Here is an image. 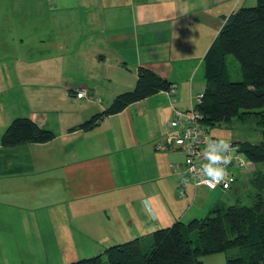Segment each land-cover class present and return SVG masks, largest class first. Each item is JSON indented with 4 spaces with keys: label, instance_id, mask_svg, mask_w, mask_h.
Returning <instances> with one entry per match:
<instances>
[{
    "label": "crops",
    "instance_id": "0c3cea01",
    "mask_svg": "<svg viewBox=\"0 0 264 264\" xmlns=\"http://www.w3.org/2000/svg\"><path fill=\"white\" fill-rule=\"evenodd\" d=\"M255 3L0 0V259L34 264L31 261L77 258L72 236L79 244L105 245L93 255L138 237L147 245L159 228L201 218L216 206L225 208L222 199H230L220 189L187 183L185 195H177L183 154L159 145L172 114L164 90L91 128L79 125L107 108L117 94L131 90L140 65L175 84L173 106L189 108L192 96L204 89L205 79L197 73L203 67L204 78V55L224 16ZM80 35L100 37L90 49H107L111 60L100 52L99 59L90 61V72L73 61L77 45L70 41ZM24 36H33L37 46L27 44ZM95 62L103 68L95 71L99 68V64L94 68ZM128 67L134 71L128 73ZM99 72L103 86L97 88ZM62 83L63 98L50 92L30 99L27 106L16 101L17 91L25 94L32 87L43 92ZM80 88L85 89L84 97L75 95ZM16 104L19 114L11 109ZM18 117L51 130L54 137L39 143L2 144V135ZM199 193L221 195L201 207L195 205ZM87 217L90 221H84ZM78 224L82 228L75 233ZM86 257L90 256L82 258Z\"/></svg>",
    "mask_w": 264,
    "mask_h": 264
},
{
    "label": "trees",
    "instance_id": "16d2710c",
    "mask_svg": "<svg viewBox=\"0 0 264 264\" xmlns=\"http://www.w3.org/2000/svg\"><path fill=\"white\" fill-rule=\"evenodd\" d=\"M231 55L239 65L241 80L232 81L226 58ZM205 85L202 100L196 105L200 121L210 130L212 124L238 117L240 111L264 109V0L243 6L228 16L209 45L205 55ZM174 84L146 66L136 69L131 90L117 94L111 104L79 125L91 128L104 117L122 111L131 103L145 99ZM211 125V126H210ZM54 133L28 118H15L2 135L4 145L39 143L51 140ZM234 141V140H233ZM252 163L242 172L247 203L216 206L204 217L192 218L155 230L147 245L134 238L107 247L102 254L65 264H204L201 257L238 249L227 255L224 264H264V128L257 143L234 141Z\"/></svg>",
    "mask_w": 264,
    "mask_h": 264
},
{
    "label": "rangeland",
    "instance_id": "374dc122",
    "mask_svg": "<svg viewBox=\"0 0 264 264\" xmlns=\"http://www.w3.org/2000/svg\"><path fill=\"white\" fill-rule=\"evenodd\" d=\"M18 24L22 23V19H17L16 21ZM25 41L27 44H30L31 47H36L38 43L33 42V36H24ZM98 38V36H85V35H80V36H76V37H72L71 39V43L73 42V44L70 45H77V48L75 50V55L74 57H72V60L78 63H82L85 68H87V72H90V61H96L97 59H99V56L102 52L103 56L105 57L106 60H111L110 58V52L106 50L105 51H95L94 47L90 46L92 45H97L99 43V41H96ZM95 39V40H93ZM75 42H77V44H74ZM70 45H67V49H69L68 47ZM17 46V44L15 43L14 48ZM57 46V45H56ZM104 48V47H103ZM66 50V49H65ZM3 55L0 53V56ZM64 61V57L61 58ZM226 62L228 65V75H229V79L232 81H237V80H241V74H240V70H239V65L236 62V60L233 59V57L231 55H228L226 58ZM98 62H95V64H93L94 68H96V66L98 65ZM129 66V65H128ZM178 66V65H176ZM105 67V66H104ZM103 68V65L100 66L99 64V68H96L95 71H98L100 69ZM130 70H127L128 73L133 72L134 70H132L130 67H128ZM119 76V74H117ZM200 77L201 80L203 81V67H201V69L198 71L197 73V77ZM98 79L94 82V84H96L97 88H100V86H103V83L101 81V79H99L101 77V73L99 72V74L97 75ZM93 82H91L89 80V89H90V84L92 85ZM64 83H62V85L60 84H56L57 86H54L51 89H44L43 92H39V91H34L32 87H30V89L28 90V92H26L25 94H19V91H17V97L20 98L17 101V103L19 102V100H21V104L23 106H27V103H30V99L36 98L38 99L37 96L44 95V94H51L50 92H53V94H55V97H57L56 99H60L63 98L65 95V89L62 88ZM74 90L76 88H78V86H73ZM47 88V87H46ZM48 91V92H47ZM35 93V94H34ZM101 96V95H98ZM27 102H26V100ZM54 99V98H53ZM187 101H189V98H187ZM37 102V101H36ZM61 101H54V104H60ZM72 107H76L77 106V102L73 101L72 103ZM18 104L15 105V107H12L11 109H13L15 111L16 114H19V109ZM211 126V125H210ZM264 128V109L261 110H252V111H240V114L238 117H233L227 121H221V122H216L214 124H212L211 128H210V133L212 136H214L215 138L218 139H225V140H231V141H248L251 143H257L261 140V133H262V129ZM259 166H264L263 164H258L254 166V170H256ZM234 171H236L237 173H241L239 172V170L237 168H234ZM244 179L240 182H238L236 184V186L232 189V190H227L226 193L228 194L229 197V201H226L225 199H222L224 204L226 205L225 207L235 203L238 199H241L243 203H247V199L245 198V194H246V185L243 182ZM220 194V193H219ZM221 195V194H220ZM220 195H218L217 193H213L212 195H208L207 193H199L196 196V201H195V205H199V206H205L208 207L210 206V204H212L213 202H215L217 199H220ZM224 207V205H223ZM205 216V215H204ZM203 216V217H204ZM81 216L78 217V221L83 222L82 221ZM84 221H90V217L87 219H84ZM78 225H74L73 230L75 231V233H77V231L81 230V226ZM64 233H68V229H66V226H64L62 228ZM77 235V234H75ZM79 236V234H78ZM81 238V237H80ZM70 240L72 241V245L74 246V248L77 249L78 256L77 258H73V259H64V260H36V261H31L34 264H65V263H69L75 260H78L80 258H82L83 256H93V254L98 253V250H103L104 248V244L103 243H96V244H84L81 243L79 244V242L77 241V238H70ZM90 251V255H87ZM88 252V253H87ZM240 251L238 249H231L228 250L226 253H218V254H213V255H209V256H204L201 257V260H203L204 264H224L225 258L227 255L229 256H235L237 254H239ZM82 256V257H81ZM14 262L17 261H9V260H2L0 259V264H16ZM30 262V261H29ZM20 264V263H17ZM29 264V263H26Z\"/></svg>",
    "mask_w": 264,
    "mask_h": 264
},
{
    "label": "built area",
    "instance_id": "2783aa9c",
    "mask_svg": "<svg viewBox=\"0 0 264 264\" xmlns=\"http://www.w3.org/2000/svg\"><path fill=\"white\" fill-rule=\"evenodd\" d=\"M164 91L170 99L172 114L168 121V130L164 133L162 143H159V145L163 148L177 149L183 154V175L179 181L177 195H185L184 187L187 183L202 186L210 191L215 189L227 191L233 188L242 172L253 169L252 163L244 156L239 149V145L234 141L227 140L233 149L231 163L227 166L229 174L227 180L216 184L214 188H210L206 184L200 183L206 177L197 175V170L200 169L201 165L207 163L203 157V150L208 140L218 139L212 136L209 128L201 123V116L196 110V105L202 100V92L199 91L192 96V104L189 108L180 109L173 106L175 103V84H170L168 89ZM75 95L76 97H84L86 95L85 89L76 90ZM212 150L213 148L209 147V151ZM234 168H237L241 173L234 171Z\"/></svg>",
    "mask_w": 264,
    "mask_h": 264
},
{
    "label": "clouds",
    "instance_id": "9594fccd",
    "mask_svg": "<svg viewBox=\"0 0 264 264\" xmlns=\"http://www.w3.org/2000/svg\"><path fill=\"white\" fill-rule=\"evenodd\" d=\"M209 147H212L213 150L209 151ZM232 151L233 149L229 141L225 139H209L203 150V157L207 163L202 164L200 169L197 170L198 176L202 175L206 177L200 183L214 188L216 184L227 180L229 177L227 166L231 163Z\"/></svg>",
    "mask_w": 264,
    "mask_h": 264
}]
</instances>
